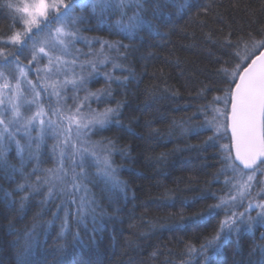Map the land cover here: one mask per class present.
<instances>
[{"label":"snow or ice","instance_id":"obj_1","mask_svg":"<svg viewBox=\"0 0 264 264\" xmlns=\"http://www.w3.org/2000/svg\"><path fill=\"white\" fill-rule=\"evenodd\" d=\"M168 4L177 18L201 17L202 27H209L215 6L214 0L203 4L166 0L164 6ZM0 7L9 9L11 18L8 31L0 34V219H7L3 235L14 236L8 245L12 264H37L40 232L47 235L57 220L56 237L62 242L56 245L54 264H83L68 259L69 246L73 252H83L96 242L106 222H122L120 201L128 199L129 182L121 178L125 165L117 164L114 156L130 159L132 145L120 146L103 133L115 128L141 141L165 135L152 127V119L140 125L150 129L147 136L133 126L139 125V116L124 123L121 116L127 100L114 98L113 85L126 96L129 84L139 82L131 56L146 40L163 41L171 34L173 13L162 12L161 0H4ZM229 7L244 14L246 26L224 25V17L216 13L224 26L205 34L213 45L209 51L215 57L218 94L186 119H173L166 133L171 137L176 129L181 136L210 132L200 145L189 147L216 149L219 164L204 188L179 201V211L166 218L170 223L153 224V228L187 232L220 217L198 247L185 243L189 259L181 264H192L194 256L202 264H219L217 258L226 245L234 244V251H239L244 234L264 229V20L256 15L264 17V0L259 9L246 3L241 7V0H232ZM93 31L122 39L85 34ZM101 78L103 86L93 90L90 85ZM211 90L204 86L197 96ZM164 93L149 92L139 111L149 112L156 101L166 98ZM224 139L228 143H221ZM169 154L161 152L153 159L165 161ZM45 157L51 159V167H42ZM6 183L14 186L5 187ZM214 184L219 189L213 190ZM93 188H99V194ZM37 196L39 210L31 226L17 229L9 213L23 219ZM210 198L215 202L185 215V209ZM161 206L173 208L176 201L169 198ZM49 211L51 219L43 220ZM260 238L264 240V231ZM248 255L244 264H264V244L254 243Z\"/></svg>","mask_w":264,"mask_h":264},{"label":"trees","instance_id":"obj_2","mask_svg":"<svg viewBox=\"0 0 264 264\" xmlns=\"http://www.w3.org/2000/svg\"><path fill=\"white\" fill-rule=\"evenodd\" d=\"M3 2L4 0H0V4ZM165 2L166 0H161L162 12L173 13L171 19L174 22V27L171 34L163 41L160 39L146 40L139 51L132 54V66L135 68L139 82L132 81L129 84L126 96L115 84L113 85L114 98L127 100L121 116L124 123H129L133 116H139V125L133 124V126L147 136L150 129L140 125H143L146 119H152V127L158 128L165 135L159 139L141 141L125 137L115 128L103 133L104 136L117 139L120 146L131 144L133 148L130 159H122L119 155L114 156L117 164L125 165L121 172V178L129 182L128 199L120 201L124 209L121 213L123 219L122 222L121 220L106 222L104 230L97 234L96 242L89 244L83 252L79 249L73 252L69 246L68 259L83 262V264H181L182 261L189 259L185 253V243L191 241L198 247L203 237L214 230L217 220L220 218L212 219L206 227L190 228L187 232H175L168 228H153V224L170 223L166 218L171 213L179 211V201L196 195L219 167L215 158L216 149L189 147V145H200L207 136L211 135L210 132L181 136L179 129H176L171 137H168L166 133L173 119L177 121L186 119L200 105L211 100L213 95L218 94L214 88L215 57L209 51V49H213V45L206 41L205 34L209 30L218 32L220 27L227 24H232L237 28L244 27L246 18L242 12L229 7L232 0H214L215 6L208 17L209 27H202L201 17L193 15L190 19L189 15L185 14L182 18H177L175 8L171 4L164 6ZM199 2L203 4L207 0H199ZM245 3L250 4L254 9H259L261 0H241V7ZM216 13H220L224 17V25L217 22ZM256 15L259 19L264 20V17H260L259 12ZM10 24L9 9L0 7V34L7 32ZM255 26L254 24L253 27ZM85 34L98 35L108 39H122L110 36L107 31H93ZM124 42L128 43V41ZM115 74L126 75L127 73L116 72ZM103 84L104 81L101 78L93 82L90 87L95 90ZM204 86H208L212 90L207 91L204 97H198L197 92ZM165 88L168 89L167 93H164ZM154 90L157 94L164 93L166 98L156 101L149 112L141 113L139 110L143 108L149 92ZM173 92L178 94L173 95ZM93 106L96 107V105ZM161 114L163 119H160ZM94 139H99V137H94ZM221 143H228V141L224 139ZM161 152L170 153L165 161L153 159ZM11 155L15 162V152L13 151ZM51 166V159L45 157L42 167ZM30 167L31 165H29ZM10 186L14 185L5 184V187ZM219 187L218 184L212 185L213 190L219 189ZM93 191L99 194V188H93ZM133 193H135V199H133ZM169 198L176 201V207L161 206ZM39 199L41 197L37 196L30 202V210L23 219H20L15 213H9L8 218H15L17 229L23 230L26 225L31 226L33 215L39 210ZM58 202L57 200L56 203ZM214 202L211 198L202 201L195 208L185 209V215L204 204ZM104 203L106 204L107 201L105 200ZM49 207L51 210H55V204H51ZM42 219H51V211L44 213ZM59 223L60 221L57 220L56 226L49 229L47 235L41 230L39 239L42 242V250L34 256L37 264H54L56 245L62 242L58 241L56 237ZM88 227L91 228L90 221ZM6 228L7 219H0V249H3L0 251V264H12L13 259L8 245L14 236L3 235ZM80 230L81 235L84 236L83 228L81 227ZM262 231L264 229H259L255 235L244 234L241 238L239 251H234V244L226 245L222 255L217 258L219 264H244L249 259L248 254L253 244H264V240L260 238ZM84 238L86 241L88 240L87 236ZM153 252L157 253L155 257L152 256ZM191 261L192 264H202V259L199 257L194 256ZM213 264H217V261H214Z\"/></svg>","mask_w":264,"mask_h":264},{"label":"rangeland","instance_id":"obj_3","mask_svg":"<svg viewBox=\"0 0 264 264\" xmlns=\"http://www.w3.org/2000/svg\"><path fill=\"white\" fill-rule=\"evenodd\" d=\"M81 47H83V46L81 45ZM81 95H82V93H81Z\"/></svg>","mask_w":264,"mask_h":264}]
</instances>
